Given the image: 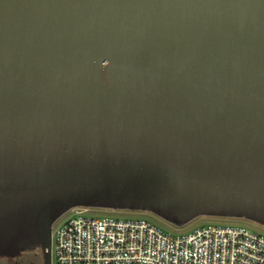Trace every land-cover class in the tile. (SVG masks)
Masks as SVG:
<instances>
[{"label": "water", "instance_id": "1", "mask_svg": "<svg viewBox=\"0 0 264 264\" xmlns=\"http://www.w3.org/2000/svg\"><path fill=\"white\" fill-rule=\"evenodd\" d=\"M74 208L264 227V0H0V255Z\"/></svg>", "mask_w": 264, "mask_h": 264}, {"label": "built area", "instance_id": "2", "mask_svg": "<svg viewBox=\"0 0 264 264\" xmlns=\"http://www.w3.org/2000/svg\"><path fill=\"white\" fill-rule=\"evenodd\" d=\"M74 208L52 228L60 264H264V235L209 225L173 236L146 219L95 218Z\"/></svg>", "mask_w": 264, "mask_h": 264}, {"label": "rangeland", "instance_id": "3", "mask_svg": "<svg viewBox=\"0 0 264 264\" xmlns=\"http://www.w3.org/2000/svg\"><path fill=\"white\" fill-rule=\"evenodd\" d=\"M95 218H110V219H146L151 221L160 229L165 232L173 235L180 236L184 234H189L194 232L198 228H202L209 225H221V226H241L246 227L253 232H257L264 235V227L245 219L237 218H223V217H199L194 221L183 227H177L169 222L163 220L162 218L149 213L142 211H123V210H109V209H100V208H89L88 213L86 214ZM42 251V250H41ZM36 251H26L25 252V263L30 264H40V260H37ZM53 264H60L56 260L53 261Z\"/></svg>", "mask_w": 264, "mask_h": 264}, {"label": "flooded vegetation", "instance_id": "4", "mask_svg": "<svg viewBox=\"0 0 264 264\" xmlns=\"http://www.w3.org/2000/svg\"><path fill=\"white\" fill-rule=\"evenodd\" d=\"M33 251L38 252V254H36V258L37 260H40L39 263L45 264L43 252L40 249L32 250V252ZM24 255H25V252H22L14 257H7V256L0 255V264H30V263L24 262V258H25Z\"/></svg>", "mask_w": 264, "mask_h": 264}]
</instances>
